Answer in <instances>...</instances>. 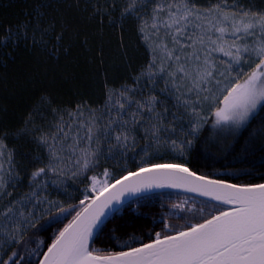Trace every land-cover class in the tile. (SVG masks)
I'll use <instances>...</instances> for the list:
<instances>
[{
  "label": "snow or ice",
  "instance_id": "1",
  "mask_svg": "<svg viewBox=\"0 0 264 264\" xmlns=\"http://www.w3.org/2000/svg\"><path fill=\"white\" fill-rule=\"evenodd\" d=\"M149 5L151 14L145 18ZM89 6L92 18L101 23L117 11L121 22L139 19L138 31L149 45L151 59L132 77L131 85L106 84L102 108L77 105L67 112V119L59 114L35 137L47 156L33 158L42 166L31 172V191L23 197L10 191L21 177L14 152L4 142L8 133L0 134V241L26 245L27 230L35 228L48 209L40 217L22 209L44 203L39 197L50 173L57 177L70 173L84 176L90 184L75 215L40 254L39 264H264V183L229 184L197 175L182 163L150 159L161 149H179L180 155L191 150L207 123L205 108L214 117L213 128L236 136L264 111V0L245 4L208 0L207 6L197 0H126L122 6L118 0H105L101 6L97 0L95 5L85 3V8ZM73 7L80 8V0H65L63 11L61 0H33L22 20L6 26L0 50L9 49L6 55H11L12 48L27 41L55 52L69 28L65 13ZM137 145V154L142 155L136 171L113 178L105 168L103 180L86 175L101 158L124 156ZM165 187L199 192L229 207L174 234L157 232L152 242L126 251L102 253L91 247L96 230H103L109 214L126 197ZM68 211L59 207L60 213ZM4 255L7 259L0 256V264H21L19 251Z\"/></svg>",
  "mask_w": 264,
  "mask_h": 264
},
{
  "label": "trees",
  "instance_id": "2",
  "mask_svg": "<svg viewBox=\"0 0 264 264\" xmlns=\"http://www.w3.org/2000/svg\"><path fill=\"white\" fill-rule=\"evenodd\" d=\"M240 1L248 3V0ZM118 2L121 6L124 3L123 0ZM32 3L33 0H0V37L6 26L24 18V10L30 9ZM64 3L65 0H61V11ZM85 3L95 5L97 0H80V8L73 7L65 13L69 28L55 52L33 47L27 41L12 48L11 55H6L9 49L0 50V134L8 133L4 142L14 152L21 177L18 188L22 192L30 189L29 177L34 168L42 166L33 160L41 155L35 137L53 119V110H73L80 104L101 106L106 99V84L109 88L131 84L132 77L150 60L149 45L138 31L141 21L130 18L121 22L117 11L101 23L92 18V7L85 8ZM104 3L105 0H99L101 6ZM150 7L146 9L148 15ZM110 20H115V24L109 23ZM152 162L166 163L163 160ZM169 163H182L197 175L229 184L264 183V111H259L233 139L215 135L212 126L206 124L192 149L180 160ZM130 166V171L138 168L136 164ZM108 170L113 178L126 175L119 169ZM89 184L86 178L74 182L67 200L26 233L28 243L19 244L13 250L19 251L21 264H39L40 254L47 251V245L79 209V201L84 198ZM60 206L69 211L60 213ZM218 209L226 210L180 194L145 196L112 215L103 230L94 236L91 247L102 253L126 251L152 242L157 232L174 234L202 222V217L215 214ZM165 224L171 228L165 229Z\"/></svg>",
  "mask_w": 264,
  "mask_h": 264
},
{
  "label": "rangeland",
  "instance_id": "3",
  "mask_svg": "<svg viewBox=\"0 0 264 264\" xmlns=\"http://www.w3.org/2000/svg\"><path fill=\"white\" fill-rule=\"evenodd\" d=\"M123 2L125 3L126 0H123ZM197 2L199 4H201L202 6H207V4H208L207 0H197ZM213 2H216V0H213ZM227 2L229 4H232V3L235 2V0H227ZM239 3H241L240 0H239ZM148 13H149V11L146 10V14L147 15H148ZM148 50H149L148 54H149V57H150L149 59H151V52H150L149 46H148ZM131 84H129V85H131ZM105 101H106V99H105ZM104 104H105V102L101 106H96V107L91 106V107L92 108H102L104 106ZM59 110H60V113H54L53 119L50 122H48L45 127H42L41 131L42 130L43 131H47L50 128V126L56 122L59 114H64L65 115V119H67V112L71 111V109H59ZM257 113H259V112H257ZM202 115L207 120V123H205L203 125L202 130L206 126V124H210L212 126V128H213L214 117L211 116V114H210V112H208L207 108L204 109V112L202 113ZM202 130H201V132H202ZM213 131L215 132V135H220V136H223V137H225L227 139H233L234 137H237L232 132H229V131L221 128V127L213 128ZM40 134H41V132L39 133V135ZM181 139H183L182 136H181ZM140 144H143V141H141ZM37 147L39 149H41V155L38 154L37 156L46 157L47 153L45 152V150L43 148H41L39 145H37ZM102 147L106 148V146H102ZM139 147H140V145H137L136 146V151L129 150L124 156H116L114 159L106 160L104 158H101L99 166L94 171L87 172L86 175L89 176V177L92 176V175H96L99 179L103 180L104 177L101 175V173L103 172V170L105 168H107V169H115V170L119 169L121 171H124V174H127V172L131 170L130 169V167H131L130 165L131 164H136V165H138V167L141 166V155L142 154H139V155L137 154L139 152ZM187 152L188 151H186L184 153V155H180L179 149H177V150L161 149V151L159 153L152 154L150 159H151V162L153 160H161V161L163 160L164 162L169 163V161H171V160H180L181 158H183L187 154ZM16 171L18 172L17 165H16ZM84 178H85L84 176L73 177V176H71L70 173L68 175H65V176L57 177V176H55V175L50 173L49 176L46 178L47 179V187H46V189H44L41 192L40 197H39L40 199L44 200V203L38 205L35 208H33V206L31 204H28L27 207L22 209V210L25 212L26 215H27V213L29 211H35L37 217H40L41 211L43 209H48V211L43 215V217L46 216L49 212H51L53 209L58 207L63 201L67 200L68 196L71 195L69 193L71 185L74 184V182H76L78 180H83ZM52 181H57V182L54 184V183H52ZM10 191H13V196L14 197L20 198V197H23L25 193L30 192L31 188L28 191H26V192H22L21 190H19L18 185H17L14 190L10 189ZM45 197H46V200L44 199ZM47 201H53V202H55V204L57 206L56 207H52L51 205H49L47 203ZM3 203L6 204L7 201H4ZM30 229L31 228H29L27 230V232ZM18 245L19 244H13V245L9 246L7 244H3L2 241H0V248L3 249V251H0V256H2L3 258L6 259L7 255H4V252H7V254L10 255V253Z\"/></svg>",
  "mask_w": 264,
  "mask_h": 264
},
{
  "label": "water",
  "instance_id": "4",
  "mask_svg": "<svg viewBox=\"0 0 264 264\" xmlns=\"http://www.w3.org/2000/svg\"><path fill=\"white\" fill-rule=\"evenodd\" d=\"M161 193H174V194L185 195V196H189V197H192V198H195V199H198V200L204 201L206 203H210V204H213V205L225 208V209H227L229 207L228 205H224V204H222L219 201L213 200L211 197L203 196L199 192H191V191H188L186 188H169V187H165V188L152 189V190H150L148 192H145V193H142V194H139V195H136V196H128V197H126L124 203L122 205H117L116 208L118 210L115 211V212L110 213L109 216L107 217L106 221L112 215L116 214L122 207H124L128 203H130L132 201H135L137 199H140L142 197H145V196L154 195V194H161ZM98 231L99 230H96V232L94 233V236L96 235V233ZM94 236H93V238H94Z\"/></svg>",
  "mask_w": 264,
  "mask_h": 264
}]
</instances>
